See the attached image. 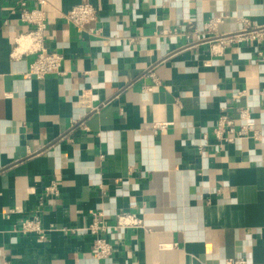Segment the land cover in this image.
<instances>
[{"label": "crops", "instance_id": "crops-1", "mask_svg": "<svg viewBox=\"0 0 264 264\" xmlns=\"http://www.w3.org/2000/svg\"><path fill=\"white\" fill-rule=\"evenodd\" d=\"M18 1L0 0V264H97L92 235L62 231L95 210L144 223L111 235L102 264H264V41L213 52L180 34L217 16L220 34L240 19L263 26L264 0H46L42 45L63 60L40 81L23 77L39 44ZM81 3L95 7L98 35L61 18ZM237 105L262 137L220 145L211 129ZM52 180L60 194L40 207ZM34 214L43 242L15 230Z\"/></svg>", "mask_w": 264, "mask_h": 264}, {"label": "built area", "instance_id": "built-area-1", "mask_svg": "<svg viewBox=\"0 0 264 264\" xmlns=\"http://www.w3.org/2000/svg\"><path fill=\"white\" fill-rule=\"evenodd\" d=\"M37 7L27 9L24 0L18 1L20 9L19 19L23 23L35 26V30L30 33L32 39L39 45L34 51V59L29 65L27 72L23 75L24 79L42 80L48 75L60 74V67L63 57L47 47L42 45V33L45 30V17L42 8L47 4L46 0H36ZM61 18L66 24L72 26L78 33L87 32L91 35H98V31L91 28V23L97 19V11L94 6L88 3H81L73 6L69 11L61 15ZM225 16H217L211 18L200 29L193 27L191 23L183 26L180 34H190V36L199 37L200 41L209 45L211 51L214 52L216 46L229 47L236 43L264 41V25L252 26L247 20L240 19L237 29L234 33L220 34L218 27L225 22ZM264 96V93H261ZM247 96L246 91H238L233 96L236 103L241 98ZM79 104L85 105L84 96L79 99ZM87 105V104H86ZM95 112L97 108H89ZM227 107L223 106L220 109V114L215 126L211 129L210 134L214 139L221 144H232L241 139L259 140L262 135L255 128L257 123L252 117V112L247 106L235 107V113L230 114ZM166 124H156L155 130H163ZM208 134L205 133L202 137L203 143L198 144L197 153L202 155L205 151V142ZM60 194L59 183L55 180L51 181L44 188L39 206H43L49 198L58 197ZM18 209L9 210L10 213L18 212ZM91 223L83 229H63L64 233L83 234L89 233L93 236V241L90 249V256L97 264L110 259L113 250L111 235H116L122 238L125 231L144 227L143 220L135 213L121 212L115 216L113 222L105 219L102 211L95 210L90 212ZM16 232L21 234H35L39 241L46 240V231L41 226V218L38 214H34L31 218L20 220L15 226ZM52 230V227L49 229ZM226 264H242V262L228 261Z\"/></svg>", "mask_w": 264, "mask_h": 264}]
</instances>
